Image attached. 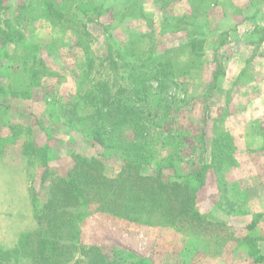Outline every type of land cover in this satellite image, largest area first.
<instances>
[{
  "label": "rangeland",
  "instance_id": "374dc122",
  "mask_svg": "<svg viewBox=\"0 0 264 264\" xmlns=\"http://www.w3.org/2000/svg\"><path fill=\"white\" fill-rule=\"evenodd\" d=\"M8 1L17 2L16 26L10 24ZM224 1L226 8L232 5ZM263 1L250 4L257 7ZM236 3L245 7L249 1ZM219 6V0H0V165L4 166L0 203L6 200L12 210L26 212L11 190L26 172L34 222L28 232L36 227L34 210L46 200L50 176H64L75 155L99 159L111 175L129 160L120 145L103 147L84 126L67 119L68 110L82 113L87 92L98 99L102 82L108 85L112 105L127 97L121 95L124 90L139 89V100L142 93L147 98L134 102L144 113L142 134L152 149L141 168L144 174L184 175L209 161L218 179L217 209L264 208V188L244 189L227 180L233 177L228 171L236 168L228 129L238 117L254 116L245 99L250 101L255 93L244 89L253 79L252 59L264 29L247 32L239 42L232 40L234 34L215 29L220 23ZM236 53L247 58L246 68L231 83L222 78L224 58ZM154 74L166 77L159 88ZM11 96L29 101L10 107ZM40 129L48 132V139ZM253 131L264 138V122L253 126ZM206 139H211L210 152ZM254 176L246 175L245 185H254ZM86 210L77 243L99 246L112 258L119 256L114 252H121L127 262L142 258L146 264H230L236 250L251 251L255 236L264 234V214L259 213L254 215L253 234L242 237L251 236L250 246L236 239L234 232L217 227L215 216H207L211 225L198 232L185 224L164 225L154 216L119 218L92 198ZM22 219L19 229L30 221L26 216ZM10 222L0 217L4 231L0 235L5 234L6 244L14 241L18 229ZM0 247L10 253L11 264H31L17 248ZM92 254L74 250L66 264H94Z\"/></svg>",
  "mask_w": 264,
  "mask_h": 264
},
{
  "label": "trees",
  "instance_id": "16d2710c",
  "mask_svg": "<svg viewBox=\"0 0 264 264\" xmlns=\"http://www.w3.org/2000/svg\"><path fill=\"white\" fill-rule=\"evenodd\" d=\"M152 78L157 82L156 88L166 79L156 74ZM99 87L98 99H95L93 92H87L88 98L83 103L82 113L76 109L68 110L67 119L72 118L77 125L84 126L88 134L103 147H107V144L111 145L110 148L120 145L129 160L111 175L99 159L75 155L72 168L64 176H50L46 200L34 210L36 227L22 234L17 242V252L30 259L31 264H66L74 250H79L84 256L95 253L94 258L90 259V263L94 264H146L142 258L127 262L125 254L121 252H114L119 256L112 258L99 246L82 247V244L77 243L81 235L79 224L88 212L86 208L91 198L106 213L123 219L130 214L140 217L146 215L148 218L154 216L164 225L185 224L198 232L207 230V225H211L207 216L195 209L196 196L204 184L209 165L202 163L184 175L166 178L160 171L144 174L141 168L149 161L152 149L151 143L142 134L144 113L140 107H134V102H146L147 98L142 93V99L139 100V89L137 92L135 89L132 92L124 90L121 95L126 94L127 97L112 105L108 85L102 82ZM129 100L131 105H128ZM124 129L125 132L121 131ZM101 134L106 137L102 138ZM230 212L243 214L246 211L231 209ZM215 222L217 227L228 229L225 222L217 219ZM255 227L256 222L253 220L244 230L253 234ZM249 238L251 236L247 235L240 240L248 244ZM255 240H259L257 235ZM248 245L252 246V243ZM255 246L256 243L248 255L256 259L258 252ZM0 264H11L10 253L1 247Z\"/></svg>",
  "mask_w": 264,
  "mask_h": 264
},
{
  "label": "crops",
  "instance_id": "0c3cea01",
  "mask_svg": "<svg viewBox=\"0 0 264 264\" xmlns=\"http://www.w3.org/2000/svg\"><path fill=\"white\" fill-rule=\"evenodd\" d=\"M229 1L232 3V5H229L226 8L223 6L225 5V1L219 0V7H222V9L216 14L220 16V23L218 27L215 28L218 29V32L225 31L229 34H234L236 38L234 37L232 40L239 42L240 40L244 39L247 32L251 35L255 29H264V4H259L257 7H254L250 4L251 0H245L249 1V3L243 7L241 5H237L236 0ZM262 3H264V1ZM6 4L8 6L7 11L9 12L11 18L10 24L16 26L17 23L15 18L17 16V2L13 3L8 1ZM211 15L214 16V13ZM212 25L215 27L214 24ZM236 44L237 42H233L231 45L235 46ZM214 45H217V43L215 42ZM257 47H259L258 52L252 59L254 67L251 69V76L253 79L247 86H245L244 89V92H248V89H250V91L252 90L255 93V96L250 98V101L245 99V101H247L246 103H248L246 109L250 108L251 104V106L254 108V116L250 118L238 117L235 119L234 123H232V129H228L232 138L234 151H236L233 159V163H235L234 165L236 168L228 171V176L233 175V177L227 180L228 182L240 184L244 189L264 188V185L261 183L264 182V178L261 176V174H264V138L262 134L257 133L258 135H255V132L253 131V126L260 123L262 124L264 122L262 119V116H264V36L261 38ZM224 61L227 64L224 65L222 78L228 80V82L230 81L231 83L236 82V80L240 78L245 71L247 58L244 57V54L242 53H236L234 56H229L226 54ZM7 100L10 102V107L16 105V103L27 104L29 101L28 98L19 99L12 96ZM40 130L43 135H47L48 132H46V130ZM46 138L48 139V135ZM205 143L208 151L210 152L209 147L211 139H206ZM21 157L24 158L23 151L21 152ZM203 163L209 165L210 167L209 161L204 160ZM11 164L9 163V165ZM9 165H6V168ZM3 168L4 166L0 165V172ZM24 169L27 170L26 163L24 165ZM253 174H255L254 179L256 181L254 182V185H245L246 180H244V177L246 175ZM234 175H237V177ZM26 177V172L24 175L19 176L17 180L18 182L11 189L13 193V199H15L17 202L20 200L22 206L24 207V211L26 212H16V210H12L11 207L9 208L10 204L6 200L2 202L3 204L0 203V217L2 220H6L7 222L12 221L15 228H18V223L22 222L23 216L30 218V221H28L26 226L22 227V229H16L14 232V241H11L9 244H6L4 239L5 234L0 235V246L6 250L13 248L16 249L19 235L21 233L28 232L34 226V222L32 220L33 216L31 215L32 208L29 199L30 194L28 190V179ZM217 193L218 179L215 176L214 171L209 168L206 172L204 184L196 196V211L204 216H215V219L225 222L228 229L235 233L236 238H242L247 234V231H245L244 228L253 221L254 215L257 213L264 214V208H258L254 210L250 207V205H248L247 209L246 207L243 209V211H246L243 214H234L230 212V210L223 211L221 209H217L216 205L214 204V198ZM9 227L13 230V227ZM263 231L264 227H262L261 232ZM0 232H4L1 226ZM255 249L258 252L256 259L249 256L245 249H238L233 253L230 264H264V234L260 236L259 240L256 242ZM220 264L229 263L223 262Z\"/></svg>",
  "mask_w": 264,
  "mask_h": 264
}]
</instances>
